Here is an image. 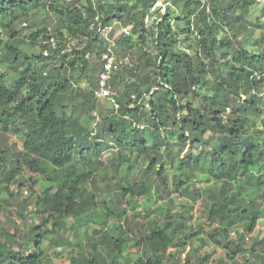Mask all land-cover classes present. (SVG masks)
<instances>
[{
	"label": "trees",
	"instance_id": "16d2710c",
	"mask_svg": "<svg viewBox=\"0 0 264 264\" xmlns=\"http://www.w3.org/2000/svg\"><path fill=\"white\" fill-rule=\"evenodd\" d=\"M79 1L0 0V29L8 36L0 56L8 67L0 72V134L11 132L22 146L7 166L0 150V202L2 194L12 199L10 184L22 167L43 178L30 212L31 219L39 215L40 224L29 229L25 241L5 234L0 263L53 264L59 249L76 247L70 264H163L169 249L183 247L202 232L198 227L188 233L190 204L202 196L212 228L209 238L216 245L220 239L226 242L228 260L244 254L245 234L264 217V50L248 52L239 39L249 28L246 11L253 2L171 0L146 31L144 17L154 0L133 5L129 0H86L77 9L73 4ZM39 8L57 18L61 30L50 35L45 26L19 39L23 29L17 24H25ZM116 22L129 31L115 38L114 49L126 53L136 40L143 60L133 67L123 64L112 74V87L121 88L118 109L104 116L92 135L80 119L94 120L96 75L107 47L99 30ZM253 26L264 28L261 20ZM62 30L83 42L82 49L67 54ZM114 33L112 29L109 37ZM25 46L39 48V54L26 55ZM92 55L99 60L94 67L88 62ZM75 72L87 90L73 87ZM70 99L77 104L68 111ZM170 137L184 146L203 143L209 149L179 159L180 152L172 154L167 146ZM0 141H5L3 134ZM109 149L114 154L104 163L101 154ZM134 168H139V179L128 181ZM201 183L204 188L197 187ZM170 190L183 197L179 213L173 214L168 198V205L152 209L161 223L148 220L131 233L127 207L133 210L135 200L150 191L161 199ZM69 220L73 223L66 229ZM235 228L231 241L229 231ZM65 231L79 239L75 246ZM84 239L87 255L81 248Z\"/></svg>",
	"mask_w": 264,
	"mask_h": 264
},
{
	"label": "rangeland",
	"instance_id": "374dc122",
	"mask_svg": "<svg viewBox=\"0 0 264 264\" xmlns=\"http://www.w3.org/2000/svg\"><path fill=\"white\" fill-rule=\"evenodd\" d=\"M50 2L51 0H44V2ZM56 1V0H54ZM66 2L72 3V0H64ZM95 0H93L94 2ZM128 1V0H127ZM204 4L208 3V0H199ZM253 3L247 8L246 13V21L249 24V28L246 33H243L239 36L240 41L242 42L243 46L247 49L248 52H258L259 49L264 50V28L263 26L261 28L254 27V22L256 20L260 21L262 17V8L264 5V0L262 2L249 0ZM46 2V3H47ZM86 0H80L78 3L73 4V6L77 9H81V5L85 4ZM130 5H133L136 3V0H129L128 1ZM171 0H154V4L152 8L150 9L149 13H147L144 17L143 26L146 28V31L149 30L150 26L152 25V22L156 18V15L158 12L161 14L164 13L165 8L167 5H169ZM139 5V4H137ZM159 9L158 11H156ZM178 9H176L175 14H177ZM58 19L55 18L53 15L46 14L42 11L41 8L37 9V11H31L29 15L27 16V21L25 24L24 21L19 25L17 24V29H23L21 37L19 39L27 37L30 32L37 30L38 28H44L45 26L48 28L50 35L53 33V29H59L61 30V27L58 24ZM113 30L115 31L114 35L120 34L121 32H124V30L127 32L129 31V27L125 28L122 24L114 23ZM249 31V32H248ZM63 32V30L61 31ZM64 35L66 34L63 32ZM220 36V35H219ZM223 36V35H222ZM183 36H181L182 38ZM221 37V36H220ZM66 40L68 41L67 47H66V53L69 54L72 50H80L82 49L84 43H80L76 41L75 39H69L66 37ZM68 38V39H67ZM8 40V36L0 29V56L4 54V45ZM86 40V39H85ZM83 39V41H85ZM55 42V41H54ZM260 44V46H259ZM136 40L134 41V46L132 50L123 53V50L121 49H114L115 56L118 60H123V63L121 66L126 65L127 67H133L138 63V61L143 60V57H141V54L139 53V47L136 46ZM22 50L25 52L26 55L32 56V55H38L40 49L35 47L31 48L29 46H25L22 48ZM150 51L153 52L152 48H150ZM191 51H189L190 53ZM71 58V57H70ZM59 60V59H58ZM89 65L94 67L99 60L96 58L95 55H92L89 57ZM67 66V64H65ZM94 65V66H93ZM6 64H3L0 62V72L5 71L8 69ZM48 69V68H47ZM45 70V72L47 71ZM123 70V69H121ZM120 70V71H121ZM101 73V72H100ZM99 73V74H100ZM13 74V73H12ZM15 74V73H14ZM14 74L12 75L14 77ZM99 74L96 75L98 78ZM16 75V74H15ZM69 75V73H68ZM67 76V75H66ZM75 81H72V85L78 86L79 89H86L88 88L87 83L82 80L78 73H74ZM9 79H6V84L9 83ZM60 84L62 83V79L58 81ZM76 82V83H75ZM71 85V83H70ZM116 86V85H115ZM72 87V86H71ZM115 90L117 93L121 90L120 86H116ZM70 94V90L67 92ZM262 96L264 97V88L262 90ZM95 99L97 100V108L95 111H93L90 115L94 117V120H82L80 119L81 125L86 127L91 134H95L97 132L100 121L104 116H110L111 114H108L112 110L113 112L117 111V109L113 108L110 103L105 99H98L95 96ZM188 101H184L183 105L187 104ZM75 103L77 104V101H73L70 99L66 104L69 107L68 111H70L72 106H75ZM198 104V101L194 102V105L196 106ZM77 110V106H76ZM75 113V111H74ZM76 115V113H75ZM74 115V116H75ZM101 115V116H100ZM264 116V115H262ZM113 118V116H112ZM263 119V117H260ZM261 119H258L261 121ZM257 120V121H258ZM264 120V119H263ZM259 121V122H260ZM260 128V127H259ZM258 128V129H259ZM260 130V129H259ZM3 134V138L5 141H0V150L4 152L3 157L6 160V166L8 165L9 161H15L17 159V153L21 151V139L12 134L11 132L8 133H1L0 136ZM211 132H208L203 137L204 140L208 141L210 138ZM264 136V135H263ZM80 139V138H79ZM77 139L78 141H80ZM212 143V142H211ZM167 146L171 150L172 154L179 153V159L184 158L185 156H188L190 154L196 155L200 152V150L209 149L206 144H198V145H191L186 144L185 146L183 143L181 144L179 141H176L175 137H170L167 139ZM111 149V148H110ZM106 150L103 151L101 154V160L104 163H108L109 158L114 154L112 150ZM108 165V164H107ZM139 169V168H138ZM138 169L134 168L133 170L128 171L127 178L128 181H134L136 179H139L140 174H138ZM123 172L121 168V173ZM107 173H110V170L107 171ZM16 181L14 183L10 184V190L12 189V193L14 194L12 199L8 201L7 195L2 194L1 199L3 201L0 202V242L5 241V234H15L17 240L21 239L22 241L26 239L28 236L27 233L30 228H35L40 224V218L39 215L32 214L34 216V219H31V211L35 208L33 204V199L36 195H39L41 193L40 190V182L43 180L42 176L39 174H32L28 171L26 167H22L20 172H18V175L16 176ZM109 183H114L115 179H109ZM98 185V184H97ZM99 186V185H98ZM205 183L197 184L198 188H204ZM170 187V185H169ZM170 194L168 196L163 195L162 198H157V194L154 191H150V193L143 197L138 198L135 200L134 203V209L131 210L127 207V220L129 224V229L131 230V233L136 232L135 225L137 224H144L148 220H157L158 223H161L163 220L156 215V213H152V209L158 208L161 206L168 205L169 200L172 202V205L174 207L173 214H177L180 211V207L182 204H185L183 202V197L180 195L178 190H170ZM204 196H202L201 199L196 200L194 203H191V211L193 218L190 221V227L191 230H188V233H196L198 232L199 228L202 229V232H198L195 237L192 239L185 241V244L183 247L178 249H169L167 251L168 257L163 260V264H201L204 257H207L205 260V263L203 264H264V217L260 218L257 222V225L252 233L245 234V238L243 241V248L245 249L244 254H238L234 257V260H228L226 258L228 251L225 246V241L221 240V245H216L212 242L211 238H209V235L212 233V228H210L207 224V220L205 217V204H204ZM25 210H22L23 205H25ZM150 208V209H149ZM146 211L148 213H146ZM21 214L25 218H21L19 216ZM147 214V217H146ZM134 215L136 217H134ZM149 215V217H148ZM122 221V220H121ZM72 221H67L66 225L68 229L72 225ZM188 224V223H187ZM126 227V224H125ZM199 227V228H198ZM238 228H235L234 230L229 231V240L233 241L235 239V234ZM91 231H88V234H90ZM64 236H69V238L72 241L73 246H75L76 243L79 242V239L74 237L72 234H68L67 231L64 232ZM83 239V237H82ZM25 241V240H24ZM87 240L84 239L81 243V248H83L84 255H87L89 252V248L86 246ZM46 245V242H44ZM18 247L14 246V250H17ZM71 250H75L74 252H71ZM76 250H78L76 247H70L65 249H59L58 256L53 258V264H70V258L71 256L76 255ZM249 252H252L251 254ZM131 253H138L136 249H133ZM26 255L28 254L25 253ZM139 255V254H138ZM171 256V257H170ZM255 256V257H254ZM259 260H258V258ZM197 259L199 262H197ZM0 264H5L0 263Z\"/></svg>",
	"mask_w": 264,
	"mask_h": 264
},
{
	"label": "built area",
	"instance_id": "2783aa9c",
	"mask_svg": "<svg viewBox=\"0 0 264 264\" xmlns=\"http://www.w3.org/2000/svg\"><path fill=\"white\" fill-rule=\"evenodd\" d=\"M262 2L263 0H257ZM261 21L264 24V15L261 17ZM93 28V24L91 25ZM112 30V26L106 27L102 30H99V34L106 42V50L101 54V62L103 63L102 71L97 79V90L95 92V96L98 99L107 100L110 105L118 109L117 104V92L111 85L112 74L116 72L119 66L122 64V60H118L113 52L114 48V39H110L108 37V33ZM52 47H55L54 42H52Z\"/></svg>",
	"mask_w": 264,
	"mask_h": 264
},
{
	"label": "crops",
	"instance_id": "0c3cea01",
	"mask_svg": "<svg viewBox=\"0 0 264 264\" xmlns=\"http://www.w3.org/2000/svg\"><path fill=\"white\" fill-rule=\"evenodd\" d=\"M111 26H112V25H111ZM112 29H113V26H112ZM111 31H112V30H111ZM109 33H110V32H109ZM109 33H108V37H109ZM118 35H120V34H117L116 36L114 35L113 38H111V37H109V38L115 40V38H117ZM114 44H115V43H114ZM114 47H115V45H114ZM113 52H114V48H113ZM122 63H123V60H122ZM121 65H122V64H121Z\"/></svg>",
	"mask_w": 264,
	"mask_h": 264
}]
</instances>
